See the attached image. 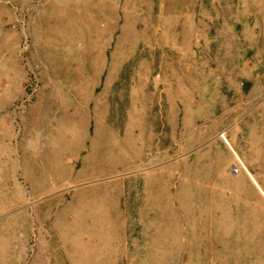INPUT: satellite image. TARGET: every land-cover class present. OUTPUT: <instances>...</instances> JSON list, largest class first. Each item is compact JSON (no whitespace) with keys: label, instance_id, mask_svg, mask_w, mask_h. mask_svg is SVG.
Wrapping results in <instances>:
<instances>
[{"label":"rangeland","instance_id":"obj_1","mask_svg":"<svg viewBox=\"0 0 264 264\" xmlns=\"http://www.w3.org/2000/svg\"><path fill=\"white\" fill-rule=\"evenodd\" d=\"M12 1H0V188L2 179L13 177V165L21 158L22 170L19 167L14 177L21 170L32 194L22 206L31 214V227H15L8 221L13 213L0 214V264H127L126 256L112 254L106 259L99 255L109 241L116 240L119 230L110 227L116 223L108 211L111 200L101 198V208H94L98 210L95 216L106 218V224L112 222L110 226H102L104 221L89 228L71 223L64 236L59 227L52 232L35 211L69 208L66 203L54 204L74 185L63 184L65 176L56 173L55 166L75 158L76 152L64 147L84 137L78 120L83 118L85 104L95 114L97 100L93 96L86 100V92L91 89V77L97 76L92 66L101 60L105 36L114 33L115 26L127 29L152 15H139V3L146 9L154 7V16H158L156 40L163 45L159 61L164 66L158 73L165 78L172 73L167 65H175L174 75L167 77L175 82L173 93L180 107L175 155L179 153L182 159L181 175L197 174L198 188L208 194L197 197V217L191 219L195 223L191 227L185 214L189 209L182 208L179 248L172 240L165 243L160 239V231L153 234L143 226L135 232L137 239L142 238L138 264H163L164 254L168 260L175 251H179L178 264H264V190L253 177L264 184V0H155L156 6L145 0H118L117 6L106 3L96 9V0ZM126 2L128 13L124 11ZM217 30L228 35L217 36ZM126 34L120 31L112 39L113 48L122 46ZM115 55L125 60L129 52L119 50ZM192 55L195 59L189 61ZM183 56H188L187 62ZM108 65L114 67L112 61ZM221 75L230 83H223ZM187 92L191 101L182 100ZM24 94L29 100L22 102ZM41 107L39 126L30 125ZM27 109L24 119L20 113ZM96 138L93 136L87 149L90 162L117 159L124 149L118 146L122 144L119 138L116 146L101 138L102 146L96 148ZM235 157L246 170L237 175L229 171L232 163H238ZM29 158L37 164L35 174L28 170ZM247 178L256 184L263 202ZM93 188L92 183H84L72 189L73 207L82 194L95 200L90 197ZM51 189L55 191L46 194ZM210 199L211 208L204 202ZM144 209L139 208L142 221ZM60 210L53 212V221Z\"/></svg>","mask_w":264,"mask_h":264},{"label":"crops","instance_id":"obj_2","mask_svg":"<svg viewBox=\"0 0 264 264\" xmlns=\"http://www.w3.org/2000/svg\"><path fill=\"white\" fill-rule=\"evenodd\" d=\"M145 1L156 6L155 0ZM89 2L93 3L92 0ZM94 2L96 4L95 9L104 7L106 3L118 5V0H96ZM127 2L124 4L125 13H128L129 8ZM80 4L82 3L80 2ZM139 4V15H152H147L146 19H140L143 22L134 23L130 28L120 30L119 26H115L114 33L109 32L107 34L106 32L104 46H100L102 49L99 53L101 60L98 61L99 63L96 61L95 65L92 66L93 74L96 71L97 76L91 77L89 83L91 89L86 92V100L92 99V96L97 100L95 114L85 104L83 118L78 120V126L84 130V137L68 142L64 147L76 152L75 158L73 157L72 161L67 159V164L64 166H55L56 173L61 172L65 176L63 184L74 185L68 191L67 196L63 193L62 195L65 197L59 198L61 201H56L54 204L60 206L66 203L69 208H42L35 211L39 220L50 224L52 232L54 227H59L61 235L64 236L68 230L67 225L71 223H79V226L89 228L100 225L104 221L102 226H110L112 222L107 221L106 224V218L100 220L95 216L94 213L98 210L94 208H101L99 204L101 198L111 200L108 211L116 223L110 227L118 226L119 230L115 232L116 240L109 241L104 247L103 244L100 245L103 247V251L99 252V255L106 256V259L112 254L126 256L127 264H138V260H141L139 256L142 252V238L140 236L141 239H137L135 232L138 233L143 226L148 227L150 233L153 234L155 231H160L162 234L160 239H164L165 243L172 240V245L179 248L181 210L182 208L189 209L185 214L190 221L188 225L191 227L195 224L191 223V219L197 217V197L203 192L198 188L197 174L194 173L185 178L181 175L180 163L182 159L179 153L175 155V148L179 147L175 133L178 126L180 127L181 114L177 103L178 99L173 93L175 82L167 77L168 74L174 75L175 65H173L174 63L167 65L172 73L166 74L165 78L158 73L160 68L164 67L160 66L161 62L159 61L160 49L163 45L160 43L158 45V40H156L158 33H160L157 24L158 16H154V7L146 9L144 3L143 5ZM95 9H92V12H95ZM120 31L127 33V36L121 38L122 46L115 45L113 48V40L118 33L120 34ZM216 32L217 36L228 35L224 30H217ZM128 35L131 36L129 41L127 40ZM209 38L208 35V41L212 42ZM119 50L129 52L125 60L124 57H116L115 54ZM96 51H99V47ZM109 52L110 57L107 56ZM189 52L191 51L186 53ZM194 59L195 56L192 55L189 61H194ZM110 61L114 67H108ZM183 61L187 62L188 56H183ZM107 69H110L109 73H106ZM179 69L180 66L178 71ZM221 77L223 83H230L229 79L224 80L222 75ZM177 81L181 84L179 79ZM184 88L186 89V85ZM180 91H182L181 85ZM181 97L184 101H191V94L188 92L182 94ZM21 98L23 99L22 102L27 101L29 95L25 96L24 94ZM37 111L38 113L31 119L30 125L35 123L39 126L42 107ZM17 115L19 116V114ZM20 115H23L24 119L27 118L28 109L22 111ZM18 123L16 122V124ZM44 124L46 125L47 121ZM95 135L98 139L96 148L102 146L101 138L104 141L106 138L109 145L113 142L115 146L118 142L117 138L122 140V144L119 143L118 146L124 149L117 159L96 158L91 162L87 160L89 142H93ZM36 161L38 162L37 156ZM26 162H29V172L35 174L34 167L37 164L30 158ZM231 162L232 160L228 164ZM16 163L15 166L13 165V173L15 174L19 171V167L22 170L23 160L20 158ZM21 170L17 176L14 177L15 174H13L14 178L2 179L4 187L1 186L0 188V214L13 213L10 214V217L8 216L10 219L8 221L15 227L25 225L29 229L31 227V214L22 206L27 199L32 197V194L28 193L30 189L22 177ZM253 177L264 190V184L260 179ZM247 179L253 193L259 198V202H263L264 198L262 199L263 196L256 184L250 178ZM5 182L9 184L6 185ZM84 183L94 185V188L89 191H92L93 194L90 197L95 198V200L86 199L83 194L79 195L75 208L73 207L74 200L71 199V191ZM93 183H99V185L95 186ZM60 190L57 189L56 191ZM96 190L98 193L95 192ZM53 191L55 190L51 189L46 194L49 195ZM207 191L204 190L203 192L205 198L208 194ZM204 202L208 203L211 208V199ZM139 208H145V216H142L144 221L138 215ZM59 209H61L60 215H56L57 218L53 221L52 215H55L53 212ZM0 218H2L1 215ZM145 219L147 223H144ZM73 220L75 222H72ZM52 222L54 223L52 224ZM63 230L66 231L63 232ZM44 238L47 242L49 241L47 234ZM66 241L68 242V240ZM83 243L86 244V241L83 240ZM92 245L95 246L93 242ZM176 252H171L173 257L168 260L164 258L166 257L164 254L163 264H178L180 260L179 251L175 257ZM205 254H207V247ZM80 255L85 258V254ZM117 262L119 261L117 260Z\"/></svg>","mask_w":264,"mask_h":264},{"label":"built area","instance_id":"obj_3","mask_svg":"<svg viewBox=\"0 0 264 264\" xmlns=\"http://www.w3.org/2000/svg\"><path fill=\"white\" fill-rule=\"evenodd\" d=\"M221 139H222V137H221ZM236 158V157H235ZM236 160H237V158H236ZM237 162L238 163H232V165L229 167V171L233 174V175H237V174H239L240 173V170L241 169H243L244 171H246L245 170V167L243 166V164L239 161V160H237Z\"/></svg>","mask_w":264,"mask_h":264},{"label":"bare ground","instance_id":"obj_4","mask_svg":"<svg viewBox=\"0 0 264 264\" xmlns=\"http://www.w3.org/2000/svg\"><path fill=\"white\" fill-rule=\"evenodd\" d=\"M0 1H1V0H0ZM2 2H3V1H2ZM2 2H1V3H2ZM11 2H14V1L11 0ZM2 4H3V3H2ZM12 4H13V3H12ZM0 6H1V5H0ZM3 7H4V6H3ZM5 7H8V6H5ZM8 8H9V7H8ZM8 10H9V9H8ZM8 14H9V13H8ZM8 14H7V15H8ZM5 15H6V14H5ZM8 16H9V15H8ZM4 25H5V24H4Z\"/></svg>","mask_w":264,"mask_h":264}]
</instances>
